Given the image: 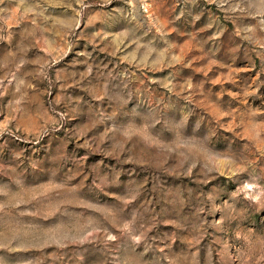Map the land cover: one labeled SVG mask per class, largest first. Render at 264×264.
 I'll return each instance as SVG.
<instances>
[{"label": "rangeland", "instance_id": "374dc122", "mask_svg": "<svg viewBox=\"0 0 264 264\" xmlns=\"http://www.w3.org/2000/svg\"><path fill=\"white\" fill-rule=\"evenodd\" d=\"M0 264H264V0H0Z\"/></svg>", "mask_w": 264, "mask_h": 264}]
</instances>
